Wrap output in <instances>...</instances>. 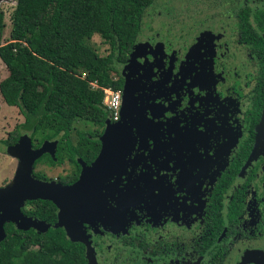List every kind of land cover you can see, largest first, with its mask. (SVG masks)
Segmentation results:
<instances>
[{"label": "flooded vegetation", "instance_id": "flooded-vegetation-1", "mask_svg": "<svg viewBox=\"0 0 264 264\" xmlns=\"http://www.w3.org/2000/svg\"><path fill=\"white\" fill-rule=\"evenodd\" d=\"M232 1L149 7L113 63L119 119L106 112L102 126L70 133L73 144L78 131L97 140L95 155L49 164L41 158L57 161L51 139L54 153L34 161L35 178L70 185L99 154L106 126L130 138L92 212L72 209L78 216L59 225L51 202L53 215L40 199L20 208L46 222L44 232L60 228L83 264H264V0Z\"/></svg>", "mask_w": 264, "mask_h": 264}, {"label": "trees", "instance_id": "trees-1", "mask_svg": "<svg viewBox=\"0 0 264 264\" xmlns=\"http://www.w3.org/2000/svg\"><path fill=\"white\" fill-rule=\"evenodd\" d=\"M153 4V0H15L5 42L0 9V61L7 71L0 80V96L23 118L0 144H13L27 133L36 146L57 139V161L47 155L41 158L49 164L64 156L71 162L75 155L91 159L97 140L78 131L77 141L71 143L73 124L103 125L107 113L101 88L117 87L111 77L113 63L125 58L143 13ZM93 34L107 45L106 54L99 55L89 43ZM37 201L53 215L49 201ZM3 229L0 264H83L77 245L67 242L58 227L37 233L7 222Z\"/></svg>", "mask_w": 264, "mask_h": 264}, {"label": "water", "instance_id": "water-1", "mask_svg": "<svg viewBox=\"0 0 264 264\" xmlns=\"http://www.w3.org/2000/svg\"><path fill=\"white\" fill-rule=\"evenodd\" d=\"M122 110L123 103L120 105L119 117ZM109 128L106 126L100 138L101 149L97 157L89 166H83L77 181L65 186L35 178L32 174L34 161L44 153L52 155L56 140H43L38 147L33 148L30 136L21 133L13 144L4 146V153L16 160V166L12 177L0 186V240L5 235L3 225L7 222L20 230L31 228L44 232L47 229L46 222L21 212L25 201L40 199L51 202L58 209L59 219L68 215L78 216L73 215L72 209L82 214L94 210L97 190L103 180L120 174L129 153L127 143L130 138Z\"/></svg>", "mask_w": 264, "mask_h": 264}, {"label": "rangeland", "instance_id": "rangeland-1", "mask_svg": "<svg viewBox=\"0 0 264 264\" xmlns=\"http://www.w3.org/2000/svg\"><path fill=\"white\" fill-rule=\"evenodd\" d=\"M234 4L237 3H244L247 5H252L253 2L252 0H233L232 1ZM155 6L156 8H160L163 11V7L164 9H172V11L177 10L179 7L182 9H184L183 6H180L179 3L175 2V0H154ZM162 4L166 5L162 7ZM15 5V0H0V9L3 11V19H4V28L2 31V42L7 41L8 39V34L10 31V14L12 12L13 6ZM160 5V7H159ZM188 11H191V8L188 9ZM186 16L189 18V14ZM192 18H196L195 16H192ZM146 15L143 17V21H145ZM201 19V18H200ZM91 45L94 46V48L96 49V52L99 55H104L108 52V47L106 44L102 43L100 37L96 34H93L90 38V42ZM7 74L6 68L4 66V64L0 61V80L2 78H4ZM90 85H93V83H91ZM116 89V88H115ZM23 121L22 116L19 114L18 109L15 106H9L6 105L1 96H0V140L4 139L7 135V133L9 131H11L16 125H18L19 123H21ZM73 128L75 130H83V129H87L89 128L88 124H84L83 122L80 121H76L73 124ZM72 135V134H71ZM42 161L39 162L36 165L35 170L37 171L38 169H41V165ZM15 165H16V160L13 159L12 157L10 158V156H8L7 154L4 153V146L2 144H0V178L3 177L0 180V186L5 185L6 182L8 181L9 177L15 170ZM65 166V164H63ZM58 166L57 168L54 167L53 170H49L47 171V174L50 175H55V173L57 171H60V169L62 168V166L56 165ZM56 171V172H55ZM9 175V176H8ZM13 175V174H12Z\"/></svg>", "mask_w": 264, "mask_h": 264}, {"label": "built area", "instance_id": "built-area-1", "mask_svg": "<svg viewBox=\"0 0 264 264\" xmlns=\"http://www.w3.org/2000/svg\"><path fill=\"white\" fill-rule=\"evenodd\" d=\"M84 76V73H82ZM93 83V82H92ZM93 85H95L93 83ZM102 90V100L101 104L106 112H108L111 121H116L119 119L120 110V92L116 88L106 87L101 88Z\"/></svg>", "mask_w": 264, "mask_h": 264}, {"label": "crops", "instance_id": "crops-1", "mask_svg": "<svg viewBox=\"0 0 264 264\" xmlns=\"http://www.w3.org/2000/svg\"><path fill=\"white\" fill-rule=\"evenodd\" d=\"M6 75H7V74H6ZM2 79H3V78H2ZM10 158H11V157H10ZM13 159H14V158H13ZM15 166H16V165H15ZM14 168H15V167H14ZM12 174H13V173H12ZM12 174H11L10 176H9V175H8V176L11 177ZM2 178H3V177H1L0 180H1ZM9 179H10V178H9ZM9 179H8V180H9Z\"/></svg>", "mask_w": 264, "mask_h": 264}]
</instances>
